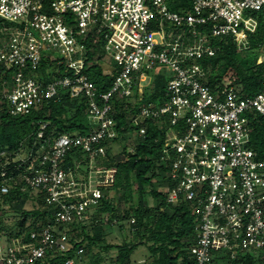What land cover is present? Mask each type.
<instances>
[{"label": "built area", "instance_id": "1", "mask_svg": "<svg viewBox=\"0 0 264 264\" xmlns=\"http://www.w3.org/2000/svg\"><path fill=\"white\" fill-rule=\"evenodd\" d=\"M191 1L181 12L172 9L174 0H0V109L30 115L68 89L71 97H86L92 123L87 132L55 133L41 121L31 144L0 150V192L20 185L43 194L52 211L28 241L0 233V264H51L72 247L67 225L91 216L118 173L107 149L118 134L111 99L134 101L157 75L166 80L163 101L142 104L127 118L140 125L134 135L145 134L148 120L165 129L168 200L181 197L193 207L192 256L197 264L219 254L264 264V159L250 137L253 115H264V89L244 95L233 73L212 85L202 64L216 53L215 37L250 44L258 20L245 12H264V0ZM90 39L101 40L115 63L107 91L84 71ZM43 60L47 72L66 74L44 79L37 70ZM83 252L77 246V255ZM64 264L86 260L67 257Z\"/></svg>", "mask_w": 264, "mask_h": 264}, {"label": "trees", "instance_id": "2", "mask_svg": "<svg viewBox=\"0 0 264 264\" xmlns=\"http://www.w3.org/2000/svg\"><path fill=\"white\" fill-rule=\"evenodd\" d=\"M174 1L171 4L172 9L181 12L192 2ZM256 18L258 25L250 34V44L239 43L231 35L213 39L217 45L216 53L202 59L207 82L218 85L226 74L233 73L241 81L244 95H254L264 89V12L258 10ZM90 41L91 39L87 41V45L92 48L87 52V66L84 71L95 83L98 91H107L114 74L106 72L100 64L103 57L101 40L98 44ZM261 56L263 60L258 62ZM46 69L47 62L43 60L37 70L46 80H50L54 75L59 77L66 74L65 71L47 72ZM165 87V77L157 75L153 80V86L145 87L143 95L137 92L134 101L120 94L112 97L118 133L113 141H123L130 132L139 128L140 125L134 126L127 118L128 113L137 111L145 103H161L166 96ZM87 108L86 97L84 95L71 97L68 89H62L59 96L44 102L42 107L30 115L15 116L9 113L6 106H2L0 150L4 148L16 150L21 144L22 146L31 144L36 139L41 121L48 122L47 132L51 130H55V133L76 130L87 132L92 126ZM252 121L251 145L264 159V115L255 114ZM146 126L144 135H135L134 146L123 145L126 158L117 162L118 173L111 187L115 195L110 196L107 189L89 218L68 224L67 233L72 247L52 257L51 264H64L67 257L86 260V264H101L104 260L101 251H109L113 247H119L118 256L115 258L116 264H133L131 254L139 244L146 242H151L149 248L153 260L144 264H197L190 251L194 243L195 224L191 204L181 197L178 202L168 200V192L172 185L169 180L170 160L163 158L166 154L165 129L159 128L151 120L146 122ZM108 147H111V144L107 145V149ZM4 160L5 158L0 156V162ZM161 183L165 184L166 189L161 188ZM148 195L156 201L152 206L147 204ZM30 199L35 202L31 209L25 207ZM43 202V194L37 197L16 184L12 185L8 192H0V206L9 203V209L15 216L14 226L0 225V233H4L9 240L16 237L30 240L31 232L52 218L51 208L43 205ZM1 211L6 212L5 209ZM1 221L3 219L0 218ZM127 222L132 234L131 240L125 244L106 243L107 236L112 233L114 226H118L125 237ZM58 225L62 228L65 224ZM79 245L84 247V252L80 256L76 253ZM211 264L253 262L251 258L231 260L226 255L219 254Z\"/></svg>", "mask_w": 264, "mask_h": 264}, {"label": "rangeland", "instance_id": "3", "mask_svg": "<svg viewBox=\"0 0 264 264\" xmlns=\"http://www.w3.org/2000/svg\"><path fill=\"white\" fill-rule=\"evenodd\" d=\"M257 13H258V11L247 9L246 12H245V18H248V17H253V18L255 17L256 18ZM259 49L261 51L262 47L259 48ZM101 53L103 55L102 60L100 61L101 66L103 67V69L106 72H111V69H110L111 65L110 64L115 65V63L109 60V58L106 55V52L103 49H102ZM146 72H148V71H146ZM144 83H146V82H144ZM152 86H153V84L151 85V87ZM164 126H166V124ZM135 138H136V136L133 134V132H130L126 136L125 140L112 142L111 147H108L109 152L111 154L113 153L112 160H115V162L117 163L118 161L124 159L126 157V154L123 151V145L124 144H128V146H130V147L134 146L135 140H136ZM135 187H136V185H135ZM161 188L162 189H166L165 184L161 183ZM109 195L110 196H114L115 195V191L114 190H110L109 191ZM118 195H119V193H118ZM178 201L179 200H176V202H178ZM155 203H156L155 199L153 197H151L150 195H148L147 204L149 206H152ZM34 205H35V202L30 199V200H28L26 202L25 207L31 209ZM120 206H123V205L120 204ZM9 208H10L9 203H3L0 206V214L3 215V216H0V218L3 219V221L0 222V225L7 224L8 226L13 227L14 226L13 224H14V221H15V216H14V213L11 212V210ZM190 208L193 210L192 205H191ZM3 209H5L6 212L1 211ZM192 210H191V213H192ZM67 226H69V225H67ZM126 227H127L126 236L128 238L126 236L124 237L123 233L120 231L118 226H114V230L112 231V233H110L107 236L106 243H108V244H125L126 241L131 240L132 234L130 232V228L128 226V222L126 223ZM3 241H4V239H3ZM4 243H6V242H4ZM150 243L151 242L142 243V244H139L136 247V249L131 254V260H132L133 264L137 263V262H143V261L144 262H151L153 260V254H152V252H151V250L149 248V244ZM118 253H119V247H113L109 251L102 250L101 254L104 257V260L102 261L101 264H114V263H116L115 258H117Z\"/></svg>", "mask_w": 264, "mask_h": 264}]
</instances>
